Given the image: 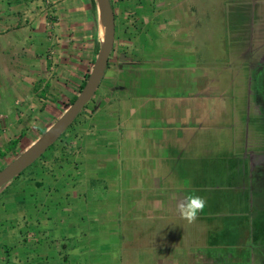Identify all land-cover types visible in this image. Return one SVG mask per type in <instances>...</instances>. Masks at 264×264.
I'll list each match as a JSON object with an SVG mask.
<instances>
[{"label":"crops","instance_id":"0c3cea01","mask_svg":"<svg viewBox=\"0 0 264 264\" xmlns=\"http://www.w3.org/2000/svg\"><path fill=\"white\" fill-rule=\"evenodd\" d=\"M109 1L114 41L94 95L32 178L0 189L22 206L19 221L0 200V264H28V242L38 264H250L206 238L212 208L189 224L177 204L220 178V156L239 173L228 182L258 172L262 119L247 129L244 113L264 43L217 48L205 10L224 0ZM101 30L95 0H0V166L77 97Z\"/></svg>","mask_w":264,"mask_h":264},{"label":"rangeland","instance_id":"374dc122","mask_svg":"<svg viewBox=\"0 0 264 264\" xmlns=\"http://www.w3.org/2000/svg\"><path fill=\"white\" fill-rule=\"evenodd\" d=\"M223 3V5L219 4L207 7L205 10L208 11V15L215 14V16L213 15L215 18H205L204 23L205 25L209 24L210 27L215 26L217 29V31H214L217 39V48L226 49V45H228L229 49H238L240 44L243 46L245 42L247 48L259 49V44L262 45L264 43V11L262 12L264 1L224 0ZM252 90L253 87L251 86ZM251 100V103H253V96ZM244 115L245 128L251 129L255 127L256 120L258 119L254 116V108L248 105V102L245 104ZM59 117L50 118L46 121V126L50 127ZM44 132L45 130L40 133H28L26 135L27 144L24 148L27 149ZM62 138L63 136L60 137V139ZM24 148L17 155L6 160L0 166V169L22 153L25 150ZM51 148L47 149L42 157L48 154ZM227 162L232 161L227 159ZM217 164L220 177L217 181H201L196 183L199 186L197 194L203 197L207 202L206 205L209 206L208 208H212L213 210L209 214L212 215L209 218L210 220L204 219L200 221V227H207L209 229V234L212 233V235H208L206 238L213 237L216 239V245L219 247L218 251L225 253L222 255L223 257L240 259L244 257V259H248L250 258L249 254H252L254 260L251 259L250 264H259L257 260L260 258L259 254L264 252V187H260L261 190L259 192L257 189L250 190L251 183L246 178L249 177L246 171L243 180L231 179V182H228L226 179L227 174L232 175L236 173L239 175L237 169L234 166L230 168L226 167L224 159L221 156ZM36 169H38V160L25 169L19 177L22 175H28L27 177H29L30 175V178H32L33 174L36 173ZM16 181L17 179L12 183H16ZM14 185L9 188H12ZM5 199L1 198L0 200L4 202V205L6 204L7 210L18 211L17 220L22 221L20 214L22 206L18 203L20 201L13 199L12 203H10L9 200ZM8 211H6V215L10 214ZM20 246L23 249L27 248L31 253L28 257L24 256V262L26 263V260H28V264H38L36 253L32 250L34 248L38 249V242H28Z\"/></svg>","mask_w":264,"mask_h":264},{"label":"water","instance_id":"95a60500","mask_svg":"<svg viewBox=\"0 0 264 264\" xmlns=\"http://www.w3.org/2000/svg\"><path fill=\"white\" fill-rule=\"evenodd\" d=\"M100 23L104 26L103 38L88 75V78L75 100L64 113L26 150L0 169V189L19 176L25 169L38 160L70 126L76 116L91 100L102 79L114 41V13L109 0H95Z\"/></svg>","mask_w":264,"mask_h":264},{"label":"flooded vegetation","instance_id":"af4514ba","mask_svg":"<svg viewBox=\"0 0 264 264\" xmlns=\"http://www.w3.org/2000/svg\"><path fill=\"white\" fill-rule=\"evenodd\" d=\"M251 86L253 87V108L262 119V139L261 150L258 154L251 155L248 164L252 171L254 168H258V172L251 173L250 190L257 189L259 192L260 187H264V56L255 69ZM259 257V264H264V252H261Z\"/></svg>","mask_w":264,"mask_h":264},{"label":"clouds","instance_id":"9594fccd","mask_svg":"<svg viewBox=\"0 0 264 264\" xmlns=\"http://www.w3.org/2000/svg\"><path fill=\"white\" fill-rule=\"evenodd\" d=\"M206 200L197 195H187L177 204V211L181 219L187 223H194L198 219V214L206 207Z\"/></svg>","mask_w":264,"mask_h":264},{"label":"trees","instance_id":"16d2710c","mask_svg":"<svg viewBox=\"0 0 264 264\" xmlns=\"http://www.w3.org/2000/svg\"><path fill=\"white\" fill-rule=\"evenodd\" d=\"M84 84H85V82H83L82 83V85H81V87H80V90L82 89V87L84 86ZM75 98H76V96H74L73 98H72V100L70 101V103L69 104H71L74 100H75ZM22 174V173H21ZM20 174V175H21ZM18 177V176H17Z\"/></svg>","mask_w":264,"mask_h":264},{"label":"bare ground","instance_id":"6f19581e","mask_svg":"<svg viewBox=\"0 0 264 264\" xmlns=\"http://www.w3.org/2000/svg\"><path fill=\"white\" fill-rule=\"evenodd\" d=\"M101 36H102V38H103V34H104V26H103V24L101 23Z\"/></svg>","mask_w":264,"mask_h":264}]
</instances>
